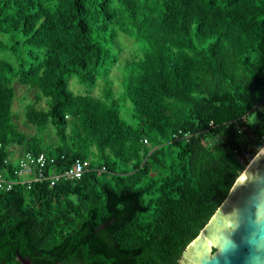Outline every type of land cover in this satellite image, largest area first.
Listing matches in <instances>:
<instances>
[{
	"label": "trees",
	"instance_id": "16d2710c",
	"mask_svg": "<svg viewBox=\"0 0 264 264\" xmlns=\"http://www.w3.org/2000/svg\"><path fill=\"white\" fill-rule=\"evenodd\" d=\"M121 36L141 52L120 65L133 125L112 91ZM15 82L34 90L31 134ZM262 103L264 0H0V169L16 178V145L46 176L90 162L79 181L0 190V264H178L264 146Z\"/></svg>",
	"mask_w": 264,
	"mask_h": 264
},
{
	"label": "water",
	"instance_id": "95a60500",
	"mask_svg": "<svg viewBox=\"0 0 264 264\" xmlns=\"http://www.w3.org/2000/svg\"><path fill=\"white\" fill-rule=\"evenodd\" d=\"M19 264H34L17 253ZM178 264H264V146Z\"/></svg>",
	"mask_w": 264,
	"mask_h": 264
},
{
	"label": "rangeland",
	"instance_id": "374dc122",
	"mask_svg": "<svg viewBox=\"0 0 264 264\" xmlns=\"http://www.w3.org/2000/svg\"><path fill=\"white\" fill-rule=\"evenodd\" d=\"M122 38V44L125 45V50L122 51L119 57V67L114 68L111 72L112 75V91L114 92V97L120 98V105H121V117L122 119L127 122L130 125H133L135 123V120L132 118V105L130 101H124L122 97L123 92V86H122V75H123V67L120 65H124L126 60H129L134 54L137 55L140 54V46L139 44L135 43L132 39H128L124 36H121ZM131 40V41H130ZM100 84V83H99ZM102 84V83H101ZM104 85H98L93 87L91 91V94L94 97H100L102 95V92L106 89ZM13 87L15 88L16 97L13 101V111L16 114V124L18 128L24 132H27L29 134L34 132V129L31 128L28 124H26V121L24 119L23 114V106L25 103L34 100V90H28L26 87L20 85L19 83H14ZM70 89L74 92H83L89 89V87L80 86L76 83L74 80H70ZM104 89V90H103ZM40 106H44L43 102L40 103ZM260 109L264 110V103L260 105ZM250 121L253 123V125H259L263 127V122L258 120L255 116L251 117ZM264 129V128H262ZM45 141L50 143L54 142L56 140V136L54 133V129L52 127L48 128L47 134H44ZM210 140V139H209ZM256 140V138H254ZM212 141V140H210ZM216 143H220L218 140H215ZM211 144V143H210ZM212 145V144H211ZM9 152L11 153V161L15 164L18 163V160L20 158V155H22V149L20 146H13L9 149ZM130 169L126 168L124 166L119 167V171H128ZM241 173V172H240Z\"/></svg>",
	"mask_w": 264,
	"mask_h": 264
},
{
	"label": "built area",
	"instance_id": "2783aa9c",
	"mask_svg": "<svg viewBox=\"0 0 264 264\" xmlns=\"http://www.w3.org/2000/svg\"><path fill=\"white\" fill-rule=\"evenodd\" d=\"M264 138V137H263ZM144 146L148 145L147 139H143ZM9 160V159H8ZM7 159L4 161L6 164ZM51 160L43 153L31 154L26 153L20 155L17 167L12 170L13 176L11 179L6 169H0V190L10 191L15 184L22 183L28 186L36 181H48L50 186H55L60 181H79L82 179L86 171L89 170L90 162L84 159H77L73 165L64 170L52 169L50 174L45 175V169H48ZM105 171L104 168L98 170V173ZM12 264H19L14 262Z\"/></svg>",
	"mask_w": 264,
	"mask_h": 264
}]
</instances>
